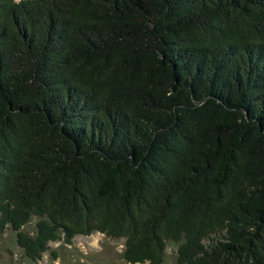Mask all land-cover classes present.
Wrapping results in <instances>:
<instances>
[{
    "label": "trees",
    "instance_id": "obj_1",
    "mask_svg": "<svg viewBox=\"0 0 264 264\" xmlns=\"http://www.w3.org/2000/svg\"><path fill=\"white\" fill-rule=\"evenodd\" d=\"M9 227L32 261L264 264V0H0Z\"/></svg>",
    "mask_w": 264,
    "mask_h": 264
},
{
    "label": "rangeland",
    "instance_id": "obj_2",
    "mask_svg": "<svg viewBox=\"0 0 264 264\" xmlns=\"http://www.w3.org/2000/svg\"><path fill=\"white\" fill-rule=\"evenodd\" d=\"M36 221L37 217H34L25 226V230L35 232ZM177 247V242H167L162 264H178ZM123 248V238H110L104 233L94 232L90 235H77L71 244L63 240L52 241L42 258L32 261L18 245L16 231L9 227L0 233V264H133L122 257Z\"/></svg>",
    "mask_w": 264,
    "mask_h": 264
}]
</instances>
